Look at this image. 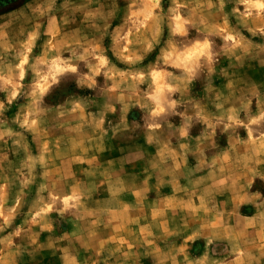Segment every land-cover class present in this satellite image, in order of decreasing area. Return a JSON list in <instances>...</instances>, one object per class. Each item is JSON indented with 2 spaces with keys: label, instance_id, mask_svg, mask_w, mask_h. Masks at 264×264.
Returning <instances> with one entry per match:
<instances>
[{
  "label": "clouds",
  "instance_id": "clouds-1",
  "mask_svg": "<svg viewBox=\"0 0 264 264\" xmlns=\"http://www.w3.org/2000/svg\"><path fill=\"white\" fill-rule=\"evenodd\" d=\"M0 264H264V0H0Z\"/></svg>",
  "mask_w": 264,
  "mask_h": 264
}]
</instances>
